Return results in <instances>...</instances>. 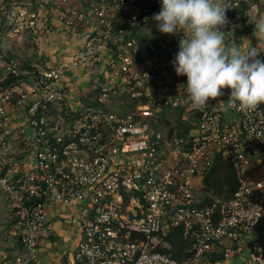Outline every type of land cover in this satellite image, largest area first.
<instances>
[{
    "label": "built area",
    "instance_id": "obj_1",
    "mask_svg": "<svg viewBox=\"0 0 264 264\" xmlns=\"http://www.w3.org/2000/svg\"><path fill=\"white\" fill-rule=\"evenodd\" d=\"M76 1L34 0L32 8L7 11L0 0L15 32L37 28L42 12L70 28H88L69 61L36 69L15 59L5 64L6 76L17 82L0 91V190L11 200L14 234L25 254L7 264H37L54 218L65 214L79 237L66 264H264V180L250 184L243 174L250 157L264 160V106L228 108L229 118L216 102L193 108L186 88L148 98L146 87L161 68L182 77L169 49L162 59L138 60L135 29L160 10L161 0ZM258 1L227 0L224 30L238 9L248 13L256 4L259 10ZM107 54L108 67L128 77L134 111L71 108L59 85L64 72L93 69ZM230 91L224 90L226 101ZM110 95L105 85L97 101L104 104ZM165 107L197 116L196 128L181 138L155 130L149 119ZM218 153L234 165L240 186L230 200L200 207L196 193ZM178 227L186 244L181 260L168 239Z\"/></svg>",
    "mask_w": 264,
    "mask_h": 264
},
{
    "label": "crops",
    "instance_id": "obj_2",
    "mask_svg": "<svg viewBox=\"0 0 264 264\" xmlns=\"http://www.w3.org/2000/svg\"><path fill=\"white\" fill-rule=\"evenodd\" d=\"M71 1L73 4L78 5L76 0ZM258 2L259 10H264V0H259ZM13 4L17 6H12V3L9 5L4 2V6L8 7V11L13 7L32 8L34 6V0H14ZM1 10L3 11V8ZM158 11L159 10L154 13ZM153 14L150 18L142 20L138 24L134 34L135 36L144 35L146 38H150L151 34L156 33L155 35L160 38V41L163 44V49L165 48V53H163L162 56H158V54L152 56L150 59L154 61L162 59L165 54H167L168 39L172 35L162 33L156 28L157 25L156 21L153 19ZM247 16L248 13L245 9H238L235 12L232 18V24L227 30L229 39L225 42L226 46H234L233 42L237 44L240 43L242 47H246L251 42L253 44L256 43L254 24L248 22ZM40 21L41 22L38 24L37 28L20 31L22 35L24 34V39L21 41V45L18 47H15L14 45L13 47H7L5 45L6 47H4V49H0V62L3 69H5V64L7 62L5 56H8L9 54H13L14 59H16L23 67L28 66L26 69H34L40 68L43 65L57 66L62 62L69 61L73 54L82 47L85 41V33L88 31L87 27L70 28L65 26L59 19L49 17L45 12H42ZM152 29L155 31L153 32ZM108 56L109 55L107 54L106 62L97 65L93 69L88 70L69 67L64 72L63 79L59 85L65 89L68 96V104L71 108L79 109L86 107L87 105L83 100L93 99L90 94L92 90L100 85H106L108 88L113 85V108L120 107L123 111H127L130 109L129 106L137 101V99L133 98L130 86L125 80L127 77L122 73L115 71L114 68L108 67ZM140 57L141 53L139 52L138 60ZM111 71L113 73L110 76ZM186 83V76L177 77L166 68H161L160 72L149 81L145 93L146 96L151 99L163 98L171 93L182 91L184 89L183 87L186 86ZM221 99L226 101L224 94L215 99L210 98L209 101L217 103V101ZM11 111L14 121L17 123L21 122L22 120L20 118L22 115L19 114V110L11 108ZM224 112L227 117H233L230 111L224 110ZM243 174L244 179L250 184H254L259 180H264V160L257 157H250L249 164L244 168ZM1 192L4 193L3 191ZM196 194H198V192ZM55 213L56 210L51 208L50 214L52 217ZM65 215L54 218V233L41 247L37 264H66L67 257L73 255L74 247L79 238L77 231L74 233L75 243L70 249V252L65 249V246L55 249L56 246L54 245L58 242L59 232L61 230L68 229L69 232L72 227H76L66 220L67 218ZM63 218L66 222H64ZM14 233L15 231L12 236H9L10 239H8V241L0 242V264H7L11 259L21 261L25 257L23 246ZM259 234L264 235V229H262ZM68 235L70 234L68 233ZM50 250H53L52 254L49 253ZM215 257L216 256H214L213 259ZM228 264H239V261L230 262Z\"/></svg>",
    "mask_w": 264,
    "mask_h": 264
},
{
    "label": "clouds",
    "instance_id": "obj_3",
    "mask_svg": "<svg viewBox=\"0 0 264 264\" xmlns=\"http://www.w3.org/2000/svg\"><path fill=\"white\" fill-rule=\"evenodd\" d=\"M229 8L227 0H161L160 10L153 14L162 33H182L172 63L178 75L187 77L183 88L193 108L207 106L225 89L231 90L229 98L216 103L223 110L264 105V10H257L256 4L248 9L256 43L242 47L233 42L228 47L224 27Z\"/></svg>",
    "mask_w": 264,
    "mask_h": 264
},
{
    "label": "trees",
    "instance_id": "obj_4",
    "mask_svg": "<svg viewBox=\"0 0 264 264\" xmlns=\"http://www.w3.org/2000/svg\"><path fill=\"white\" fill-rule=\"evenodd\" d=\"M4 2L9 5L12 3V6H17L13 4L14 0H5ZM1 9L0 15H3L4 25L8 27V25L6 24L7 16L4 15ZM241 9L243 10L245 9V7ZM152 31L154 32L155 30L152 29ZM155 34H151L150 38H146L144 35H133V37L137 40L139 52L141 53L139 61L148 60L155 54H158V56H162V54L165 53V48L163 49V44L160 41V38H158ZM168 49L170 50V59L173 60L179 51L178 42L168 44ZM5 57L7 59V62L11 59H14L13 54H9ZM20 66L23 69H26L28 67H23L21 64ZM4 76H6V68L3 69V66L0 62V80ZM6 77V81L0 82V91L9 89L13 84L17 82V78H14L11 75H8ZM103 87L104 85H100L95 89L98 97L101 94ZM143 101L146 102V100ZM136 103L137 102L135 101L134 104H131L129 106L131 111L135 108ZM93 106L96 105L94 104ZM155 120L156 119L153 117L149 119L150 124L155 130H161L160 124H164L166 127H168L167 133L169 138H181L187 137L190 132L196 128L195 123L197 121V116L185 118L184 108L165 107L163 111L160 112V115L157 118L158 122H156ZM239 186L240 179L234 165L230 161L225 159L220 153H218L214 156L211 167L204 175L203 188L201 190L202 192L199 193V196L197 195L200 198L199 206L208 207L213 206L215 203L218 204V202L230 200L238 190ZM215 216L218 218L217 209L215 210ZM13 220L15 222V219ZM182 233V228L178 227L168 235V239L174 247L173 257L178 260H181L183 258V252L186 247Z\"/></svg>",
    "mask_w": 264,
    "mask_h": 264
},
{
    "label": "rangeland",
    "instance_id": "obj_5",
    "mask_svg": "<svg viewBox=\"0 0 264 264\" xmlns=\"http://www.w3.org/2000/svg\"><path fill=\"white\" fill-rule=\"evenodd\" d=\"M14 29H15V25H13L11 27H6L4 25L3 15H0V49L1 50L4 49V47H6V46L7 47H13V45H14L15 47H18L19 45H21V41L24 39V34L22 35L21 32L17 33L14 31ZM36 52H37V50H36ZM17 57L19 58L18 55H17ZM112 73L113 72L111 71L110 76ZM125 80L128 81V77L125 78ZM109 87H110L109 89H110L111 95H110L109 99L106 101V103L101 104L97 101L98 96H97L96 90L94 89V90H92V92L90 94V96L93 99H91V100L85 99V101L83 100V102H85L87 105L86 107L87 108L90 107L89 109H92V110H105V111L115 113L118 115L124 114L125 112L126 113L133 112L135 108L132 111L130 109H128L127 111H123V109L120 107L113 108V85H111ZM94 104L97 107L93 106ZM159 115H160V113H156L153 117L156 119L155 120L156 122H158L157 118L159 117ZM190 117H192V115L185 113V118H190ZM160 125H161L160 129L162 131L168 132V127H166L164 124H160ZM201 192L202 191H199L197 195L199 196V193H201ZM11 207H12V203H11L9 196L0 191V242L8 241V239H10L9 236H12L13 232L15 231V229H14L15 222L13 220L14 217L12 218V216H13L12 210L13 209ZM64 222H66L65 219H64ZM71 231L68 232V229H63L59 232L58 242L54 244L56 246L55 249H58V247H61V246H65L66 250H69V252L71 251L70 249L72 248V246L75 243L74 233H76V231H77V234H78V229L76 227H72ZM68 233L70 235H68ZM52 245H51V247H52ZM49 253L52 254L53 250H50Z\"/></svg>",
    "mask_w": 264,
    "mask_h": 264
}]
</instances>
